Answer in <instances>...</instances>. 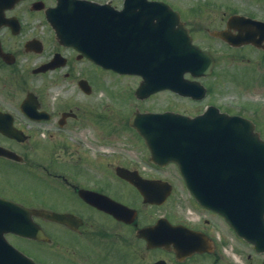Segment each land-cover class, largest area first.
<instances>
[{
    "label": "flooded vegetation",
    "instance_id": "flooded-vegetation-1",
    "mask_svg": "<svg viewBox=\"0 0 264 264\" xmlns=\"http://www.w3.org/2000/svg\"><path fill=\"white\" fill-rule=\"evenodd\" d=\"M80 1L108 3L111 11L120 12L126 0ZM155 1L178 11L195 44L203 49L208 48L204 39L234 49L214 34H237L243 18L251 19L255 44L238 49L249 48L254 59L264 63V0ZM56 5L57 0H0V146L16 153L0 155V168L17 177L22 173L25 180L41 170L48 178L47 187L72 195L60 207L41 203L34 196L44 195L18 186L16 181L21 180L13 177L11 186L6 183L8 190L0 191L1 197L69 217L64 224L34 217L46 238L38 241L8 235L12 244L40 264H57L54 258L60 254L66 257L63 264H264V249L238 237L217 213L200 207L173 165L144 167L145 142L130 124L137 112L196 116L208 106H216L222 112L243 114L212 99L213 86L206 81L215 73L201 78L208 88L203 99L172 94L175 102L186 100L193 104L191 108H164L161 93L142 99L133 88L126 96L119 94L121 89L101 91V68L74 47L61 43L48 23L46 12ZM129 13L136 22L143 12L133 8ZM202 21L206 23L200 26ZM186 77L193 79L191 74ZM82 128L94 129L97 139L109 143L81 137L85 145L70 152L69 134ZM126 143L136 145L133 152ZM108 150L114 154L104 153ZM121 169L138 177L135 181H150L142 185L150 191L148 199L137 185L119 176ZM157 179L172 184L165 202L160 201L164 186L155 189L151 182ZM38 181L44 182L43 178ZM178 191L183 195L177 197ZM45 195L50 198V190ZM94 196L102 200L99 205L91 201ZM68 202L71 204L66 206ZM65 233L77 236L78 245L60 237ZM31 249L38 254H32Z\"/></svg>",
    "mask_w": 264,
    "mask_h": 264
},
{
    "label": "water",
    "instance_id": "water-1",
    "mask_svg": "<svg viewBox=\"0 0 264 264\" xmlns=\"http://www.w3.org/2000/svg\"><path fill=\"white\" fill-rule=\"evenodd\" d=\"M149 117L144 120L148 122ZM152 121L145 131L154 157L163 155L178 162L190 190L202 205L222 214L240 236L264 242V142L254 133V126L247 120L230 124L223 119L222 126L216 129L201 125L199 129H178L174 133L163 128L160 133L155 128L162 121L157 117ZM30 213L0 200L4 229H22L27 224L20 222L25 223L24 217ZM5 253L2 256L10 257L11 264H26L12 251Z\"/></svg>",
    "mask_w": 264,
    "mask_h": 264
},
{
    "label": "rangeland",
    "instance_id": "rangeland-1",
    "mask_svg": "<svg viewBox=\"0 0 264 264\" xmlns=\"http://www.w3.org/2000/svg\"><path fill=\"white\" fill-rule=\"evenodd\" d=\"M179 2H182V0H179ZM185 5L186 7H190L186 2ZM197 8L200 9L199 6ZM204 8L206 7H203L201 9ZM211 19H209L208 21H210ZM214 21L217 23L220 22L219 19H215ZM205 23L206 21L199 22L200 26ZM198 36L204 38L202 33H198ZM203 41L206 43L208 48H210L215 53L214 55L218 59L215 75L206 81V83L213 86L212 99H215L216 102L223 104V106L226 108H233L237 111H239V109L242 110L243 114L251 119H259L258 129L264 137V106L262 108H258L259 105H264V63L259 64V62H257L254 57L250 55L251 50L249 48H246L244 50H239L238 48L227 49L224 48L221 44V47L216 44L214 45L212 41H209L207 39H204ZM98 81L99 89L101 91H105L107 89H121L119 94L124 96H126V93L128 94V89L131 90V88L135 86V79H116V77H114L113 75L105 72L99 73ZM104 95H108V93H105ZM159 97L161 98L160 102L161 104H163L164 108L167 107L168 104H170L174 108H178V106L189 108L193 107V104L186 100L184 102H175L174 97L168 95L167 93H165L164 95H160ZM156 105L158 104L155 103L153 107L156 108ZM256 109L257 111H255ZM91 130L94 131L93 129ZM80 131L81 130L79 129L75 130V132H72V136L76 138L83 137L84 140L88 139L89 141L94 134L91 133L92 131L87 129H82L83 133H80ZM93 141L102 144L109 143V141L105 139L100 140L95 138ZM68 142L70 148L69 151L72 152L75 146L72 144L73 142L71 139H69ZM125 147L128 148V150L131 148L129 145H125ZM43 156L48 158L46 155ZM32 174V176L28 174V176L31 177H28L29 179L25 180L22 177L24 175L22 173H19V177H17L18 174L12 173L9 169H5L4 167L0 168V191L8 190L6 183L11 186L10 183H12V178L14 177L15 180H21V182L16 181L18 186L25 188V185L29 190H37L40 195H44V197L34 196L36 198L35 200L41 203L44 202L49 205L60 207L62 203L72 199V195L70 192L66 194V192L60 191L58 189H55V191H53V188L50 189L49 187L44 185L46 183L42 184L40 181H38L42 178L48 180L45 172L41 170H35ZM117 182L119 183V181ZM27 188L25 189L27 190ZM47 190H50V198L45 195L47 193ZM181 195H183L182 192L178 191L177 197H180ZM41 203L35 204L43 206V204ZM70 204L71 203L68 202L66 206ZM60 237L65 238L67 242H71L73 245H78L77 236L65 233L64 235L60 234ZM230 242L233 243V240L230 239ZM92 252L94 251L92 250ZM31 253L35 255L38 254V252L33 249H31ZM59 257L55 256L54 260L59 261L57 264H63V259L66 260V257L61 254L59 255ZM65 262L67 264H76L75 261Z\"/></svg>",
    "mask_w": 264,
    "mask_h": 264
}]
</instances>
